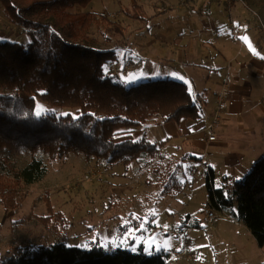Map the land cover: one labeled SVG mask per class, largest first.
Listing matches in <instances>:
<instances>
[{
    "label": "trees",
    "instance_id": "16d2710c",
    "mask_svg": "<svg viewBox=\"0 0 264 264\" xmlns=\"http://www.w3.org/2000/svg\"><path fill=\"white\" fill-rule=\"evenodd\" d=\"M93 1L0 0L10 22L26 30L30 38L27 44L0 40V203L7 209L20 207L22 185L39 183L47 177L43 157L57 162L75 153L87 162L96 159L110 166L128 167L144 155L155 159L165 143L153 144L145 137L134 140L130 135L117 137L116 130L135 129L155 117L164 123L202 120L201 106L183 82L155 80L126 88L106 74L105 66L117 60L116 52L97 48L89 31L94 24L108 20L95 13H72ZM124 13L135 20H149L139 7ZM37 99L54 107L77 109L78 117L37 116ZM22 154L30 155L31 160L19 168L13 159ZM214 179L210 168L206 183L209 207L221 213L233 209V218L242 222L257 244L264 247V156L243 179L232 184L225 179L226 185L220 189ZM184 188L180 181L173 180L164 192L182 193ZM48 211L53 212L50 203ZM0 264L168 261L163 253L132 254L98 248L87 251L55 243L18 247Z\"/></svg>",
    "mask_w": 264,
    "mask_h": 264
},
{
    "label": "rangeland",
    "instance_id": "374dc122",
    "mask_svg": "<svg viewBox=\"0 0 264 264\" xmlns=\"http://www.w3.org/2000/svg\"><path fill=\"white\" fill-rule=\"evenodd\" d=\"M184 1L94 0L87 8H76L72 13H95L108 20V23L94 24L89 35L96 39L97 48H116L120 53L116 67L107 66V75H112L117 83L126 88L155 80L172 79L184 83V79H179L184 78L181 67L169 71L163 63L152 67V64L140 63L135 58L131 69L120 68L122 56L130 44H137L139 40L152 43L156 38V47L167 42L171 47L176 43L169 38L168 32L173 26L183 25L184 19L171 17V12L183 3L191 9L199 6H195L193 0ZM211 2L217 6L220 3L224 13L233 9L230 0L229 4L227 0ZM234 2H240L244 11H248V6L253 8L258 14H252L264 29V0ZM135 7L142 9L149 20H135L125 15V10L133 11ZM197 10L210 12L208 7ZM222 23L226 26V18ZM233 26H226L229 38L234 34ZM160 30L166 33H158ZM0 40L20 44L30 41L26 30L10 22L1 4ZM236 43L239 46V41ZM138 54L136 50L135 55ZM151 54H155L153 47ZM256 100L262 104L260 98ZM36 106L39 109L36 107L35 113L41 111L40 116L72 115L76 118L79 114L77 109L54 107L39 99ZM160 121V117H155L143 125L142 135L146 133L147 140L153 144H160L165 138ZM213 152L210 146L202 150L203 154L209 155V165L179 156L168 164L150 166L152 159L144 155L128 167L110 166L96 159L87 162L83 155L75 153L57 162H49L43 157L48 175L39 183L22 185L18 189L23 196L20 207L7 209L0 203V262L9 258L18 247L64 243L87 251L98 248L132 254L141 251L148 255L163 253L167 255L168 264H264V247L257 244L242 222L233 218V209L224 213L216 211L220 217L212 223L203 221L205 210L211 209L206 188L209 169L215 171L217 189L226 185L225 159L214 157ZM225 154L226 151L223 157ZM30 160L31 156L27 154L13 159L19 168H24ZM173 180L184 185L182 193L164 192ZM232 181L228 182L232 184ZM48 203L53 212L48 211ZM49 214L53 215L49 217Z\"/></svg>",
    "mask_w": 264,
    "mask_h": 264
},
{
    "label": "crops",
    "instance_id": "0c3cea01",
    "mask_svg": "<svg viewBox=\"0 0 264 264\" xmlns=\"http://www.w3.org/2000/svg\"><path fill=\"white\" fill-rule=\"evenodd\" d=\"M193 1L195 6L199 4L197 9L208 7L210 12H199L183 3L182 7L171 12V17L184 19L183 25L178 24L169 29V38L176 40V43L171 47L169 42L156 47V38L152 43L139 40L137 44H130L122 56L120 68L131 69L135 65V58L140 63L152 64V67L163 63V67L169 71L181 67L190 93L201 106L202 120L199 123L188 119L178 123L159 122L165 131V138L160 144H165L158 157L151 160L150 166L168 164L177 156L180 159L189 157V160L196 159L209 165V155L203 154L202 150L210 146L215 151L214 157L225 159V179L229 182L243 179L264 154V29H261L260 20L252 14L257 12L250 6L248 11H244L240 2L235 0H230L233 9L226 10V13L220 9V3L217 6L211 0ZM224 18L226 26L235 25L236 32L231 38L222 23ZM163 32L166 33L162 30L158 33ZM238 41L239 46L236 43ZM152 47L154 56L151 54ZM99 49L113 50L117 55L114 65L109 63L105 66L107 74V66L116 67L115 63L121 56L116 48ZM136 50L139 52L137 56ZM224 85L228 86L230 96L223 107L222 123L212 133H208L205 128L212 120ZM256 98H260L262 104ZM142 133L143 126L116 130L115 136L130 135L134 140H140L146 138V133ZM210 135H215L217 140L210 142ZM224 151L226 154L223 157Z\"/></svg>",
    "mask_w": 264,
    "mask_h": 264
},
{
    "label": "built area",
    "instance_id": "2783aa9c",
    "mask_svg": "<svg viewBox=\"0 0 264 264\" xmlns=\"http://www.w3.org/2000/svg\"><path fill=\"white\" fill-rule=\"evenodd\" d=\"M232 30L234 33L236 32V28L234 26L232 27ZM229 96H230V93H229L228 86L224 85L223 90L219 93L218 105L215 109L214 114L212 115V120L209 122V124L206 125L205 130L208 133H212L216 129V127H218L221 124L223 107H224L226 100H228ZM216 139H217V137L215 135H210L208 137V140L210 142H214V141H216ZM219 217L220 216L215 211H213L211 209H207V210H205V216L203 218V221L205 223H212V222L216 221ZM187 244L188 243L186 242V245Z\"/></svg>",
    "mask_w": 264,
    "mask_h": 264
},
{
    "label": "snow or ice",
    "instance_id": "6c2138e0",
    "mask_svg": "<svg viewBox=\"0 0 264 264\" xmlns=\"http://www.w3.org/2000/svg\"><path fill=\"white\" fill-rule=\"evenodd\" d=\"M173 75H175V74H173ZM179 79L183 80V77H180ZM184 83L187 84L188 82H187V81H184ZM189 91H190V89H189ZM36 107H37V109H39V106H36ZM35 114H36L37 116H40V115H41V111L37 110ZM141 227H142V226H141Z\"/></svg>",
    "mask_w": 264,
    "mask_h": 264
}]
</instances>
